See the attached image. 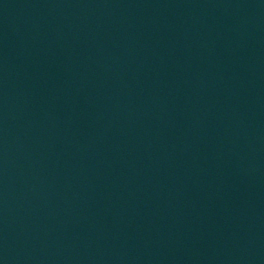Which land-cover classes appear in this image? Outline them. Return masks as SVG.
Wrapping results in <instances>:
<instances>
[{"label": "water", "instance_id": "obj_1", "mask_svg": "<svg viewBox=\"0 0 264 264\" xmlns=\"http://www.w3.org/2000/svg\"><path fill=\"white\" fill-rule=\"evenodd\" d=\"M0 264H264V0H0Z\"/></svg>", "mask_w": 264, "mask_h": 264}]
</instances>
